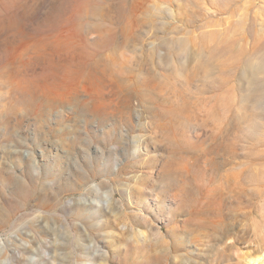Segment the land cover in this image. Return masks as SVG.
Segmentation results:
<instances>
[{"label": "rangeland", "instance_id": "1", "mask_svg": "<svg viewBox=\"0 0 264 264\" xmlns=\"http://www.w3.org/2000/svg\"><path fill=\"white\" fill-rule=\"evenodd\" d=\"M258 249L264 0H0V264Z\"/></svg>", "mask_w": 264, "mask_h": 264}, {"label": "bare ground", "instance_id": "2", "mask_svg": "<svg viewBox=\"0 0 264 264\" xmlns=\"http://www.w3.org/2000/svg\"><path fill=\"white\" fill-rule=\"evenodd\" d=\"M227 227L228 226L225 225L223 228L226 229ZM242 261H245L248 264H264V252L261 249H258L257 251L248 252L247 254L245 253Z\"/></svg>", "mask_w": 264, "mask_h": 264}]
</instances>
